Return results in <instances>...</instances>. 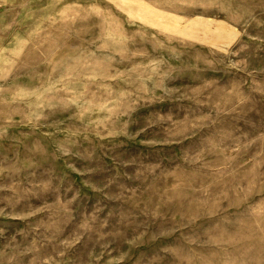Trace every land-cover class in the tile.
Wrapping results in <instances>:
<instances>
[{
    "label": "rangeland",
    "instance_id": "obj_1",
    "mask_svg": "<svg viewBox=\"0 0 264 264\" xmlns=\"http://www.w3.org/2000/svg\"><path fill=\"white\" fill-rule=\"evenodd\" d=\"M0 264H264V0H0Z\"/></svg>",
    "mask_w": 264,
    "mask_h": 264
}]
</instances>
